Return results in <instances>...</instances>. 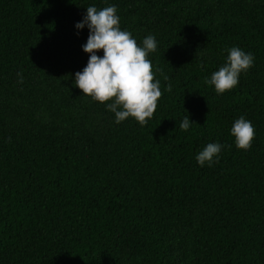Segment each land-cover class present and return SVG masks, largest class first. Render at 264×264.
Wrapping results in <instances>:
<instances>
[{"label":"trees","instance_id":"trees-1","mask_svg":"<svg viewBox=\"0 0 264 264\" xmlns=\"http://www.w3.org/2000/svg\"><path fill=\"white\" fill-rule=\"evenodd\" d=\"M89 6L156 37L145 126L74 85ZM232 47L253 66L218 95L205 79ZM209 143L225 147L201 167ZM0 264H264V0H0Z\"/></svg>","mask_w":264,"mask_h":264},{"label":"clouds","instance_id":"clouds-1","mask_svg":"<svg viewBox=\"0 0 264 264\" xmlns=\"http://www.w3.org/2000/svg\"><path fill=\"white\" fill-rule=\"evenodd\" d=\"M85 26L89 35L82 51L88 54L89 59L83 70L75 74V87L92 101L107 104V110L114 113L115 123L132 118L145 126L154 116L163 94L149 59V54L157 50L156 37L149 34L142 44H138L129 31L121 30L115 6L100 10L95 6L87 7L86 15L75 28L80 30ZM98 52L103 53L102 57L97 55ZM253 62L251 53L232 47L228 49L226 64L206 78L205 83L222 95L238 85L241 73L247 72ZM17 75L20 77L18 83H23L22 74ZM166 90L171 92V84L167 85ZM192 124L189 117L185 116L179 128L188 131ZM230 134L235 147L247 151L255 138V128L241 116L232 125ZM224 147L222 144L209 143L196 155L197 164L211 167L214 162H218V159L214 161V157L218 158Z\"/></svg>","mask_w":264,"mask_h":264}]
</instances>
